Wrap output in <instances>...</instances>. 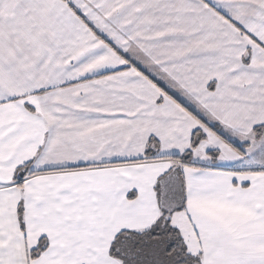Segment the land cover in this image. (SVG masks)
I'll return each mask as SVG.
<instances>
[{"label":"snow or ice","instance_id":"snow-or-ice-1","mask_svg":"<svg viewBox=\"0 0 264 264\" xmlns=\"http://www.w3.org/2000/svg\"><path fill=\"white\" fill-rule=\"evenodd\" d=\"M0 264H264V0H0Z\"/></svg>","mask_w":264,"mask_h":264}]
</instances>
